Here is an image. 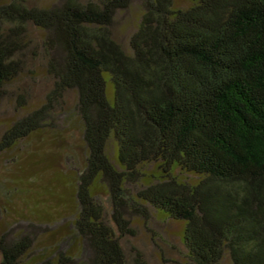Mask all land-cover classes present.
Listing matches in <instances>:
<instances>
[{"label": "trees", "instance_id": "16d2710c", "mask_svg": "<svg viewBox=\"0 0 264 264\" xmlns=\"http://www.w3.org/2000/svg\"><path fill=\"white\" fill-rule=\"evenodd\" d=\"M190 1L0 0V112H17L0 154L70 118L86 148L80 253L25 264H149L125 243L139 214L182 222L177 264H264V0ZM132 4L139 18L121 42L112 29ZM35 61L51 87L26 110L20 80ZM8 238L0 264H19L32 241Z\"/></svg>", "mask_w": 264, "mask_h": 264}, {"label": "rangeland", "instance_id": "374dc122", "mask_svg": "<svg viewBox=\"0 0 264 264\" xmlns=\"http://www.w3.org/2000/svg\"><path fill=\"white\" fill-rule=\"evenodd\" d=\"M32 1L48 5L57 0ZM190 3L174 0L175 7ZM139 14L133 4L119 14L112 29L116 39L126 41ZM29 66L33 75L25 73L20 80L30 90L26 110L40 105L51 87L41 62ZM72 96L67 97L69 108ZM16 116L7 102L0 112V133ZM85 157L80 126L71 118L63 126L39 131L0 154V232L7 234L8 240L26 236L32 241L19 264L41 261L60 250L73 256L80 253L83 242L75 235L73 220L78 208L76 169L83 166ZM94 194L111 220L106 188L97 185ZM129 222L133 232L126 235L125 243L142 251L149 264H162L164 259L174 261L164 264H177L182 260V222L141 214Z\"/></svg>", "mask_w": 264, "mask_h": 264}]
</instances>
